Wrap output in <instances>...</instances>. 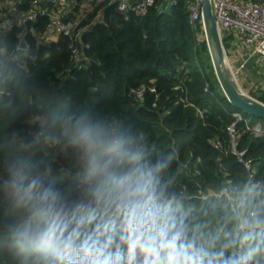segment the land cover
I'll return each instance as SVG.
<instances>
[{
  "label": "trees",
  "instance_id": "obj_1",
  "mask_svg": "<svg viewBox=\"0 0 264 264\" xmlns=\"http://www.w3.org/2000/svg\"><path fill=\"white\" fill-rule=\"evenodd\" d=\"M156 1L143 16L121 13L116 5L100 6L105 7L101 21L82 34L88 46L82 69L71 64L68 37L48 44L34 37L45 31L44 17L27 25L34 62L10 55L25 41L24 29L2 37L8 54L0 52V89L6 93L0 95V264H43L37 254L23 253L13 242L12 230L28 227L30 215L15 205L6 188L8 169L17 161L53 193L72 227L85 221L65 264L78 259L90 238L108 264H167L173 249L165 242L173 238L188 264L193 259L197 264H238L236 219L229 201L216 196L225 188L232 200L242 202L249 225L248 264H264V119L234 107L217 85L202 22L191 24L194 0H173L163 10V0ZM31 2L23 0L20 8L29 10ZM230 33L222 32L226 49ZM141 87L146 88L142 100L130 94ZM85 115L132 137L142 159L91 173L88 156L60 134L64 117ZM37 117L44 124L33 120ZM234 122L238 148L256 170L252 181L231 152L227 127ZM47 139L53 146L44 155ZM157 164L163 165L158 171ZM133 211L147 222L133 220ZM148 212L154 220L144 216Z\"/></svg>",
  "mask_w": 264,
  "mask_h": 264
},
{
  "label": "built area",
  "instance_id": "obj_2",
  "mask_svg": "<svg viewBox=\"0 0 264 264\" xmlns=\"http://www.w3.org/2000/svg\"><path fill=\"white\" fill-rule=\"evenodd\" d=\"M156 0H100V3L95 9H99L97 15L90 21V23L81 26L82 22L89 19L90 13L87 15L77 14L76 8L80 0H32L31 8L23 10L20 6L23 0H12L9 12L0 13V42L2 37L13 32L14 29H24L22 37L25 39L17 46V51L22 50L26 59L35 61V56L30 53V44L26 42V36L29 34L27 25L35 23L40 17L47 19L45 31L41 34H34V37L40 44H48L51 41V36H64L71 40V64L74 68L82 69L83 65V50L88 47L82 42V34L87 29L101 21V12L105 5H116L117 11L121 13L135 12L138 15H145L148 10L156 5ZM163 4L159 7L162 9L165 3L172 4L173 0H163ZM202 1L194 0L190 6L191 10V24L195 25L196 22L202 19ZM212 11L216 19L220 33L222 31L236 32L243 39L244 44L252 49V52L259 56L264 63V0H210ZM162 7V8H161ZM93 10V11H94ZM222 35V34H221ZM222 37V36H221ZM244 65L240 66V69ZM235 76L236 74L233 73ZM155 92L154 88L150 89ZM146 92L145 87L132 89L130 94L142 100ZM6 94L5 91L0 89V95ZM238 120L242 119L238 113L234 114ZM230 135L231 152L234 154L240 163L249 171L250 180H253L255 175V167L250 159H246V151L239 150V134L236 128V122L227 127ZM38 141H41L42 136L38 134L35 136ZM43 148L44 155L50 154V148L53 146L52 142L47 139ZM218 147L217 144H214ZM79 176V174H78ZM80 184H82L80 180ZM217 197H225L232 208L237 223L236 244H235V257L238 264H248L247 253V238L246 231L249 225L246 222L245 216L241 212V201L232 200L229 189L225 188L216 194ZM88 207H91L88 205ZM81 208V207H78ZM96 211V210H95ZM115 216V215H113ZM251 217H255V213H250ZM258 227L259 226H255ZM137 235H135L136 237ZM135 245V244H134ZM132 245L130 249L135 246ZM158 264H164L162 260Z\"/></svg>",
  "mask_w": 264,
  "mask_h": 264
},
{
  "label": "clouds",
  "instance_id": "obj_3",
  "mask_svg": "<svg viewBox=\"0 0 264 264\" xmlns=\"http://www.w3.org/2000/svg\"><path fill=\"white\" fill-rule=\"evenodd\" d=\"M60 134L88 156L91 173L106 172L114 163H136L142 159V151L136 147L132 137L111 132L86 115L80 118L64 117L60 123ZM161 167L163 165L157 164L155 170ZM8 172L7 190L15 205L27 208L30 214L28 227L12 230L14 244L23 253L37 254L43 264H65V257L73 251L80 227L85 221L81 219L72 227V221L56 207V197L30 176L26 163L14 162ZM147 176L151 183L153 171L149 170ZM130 215L133 220L147 222L143 216L138 218L135 211ZM144 216L155 219L151 212ZM33 222L35 227H32ZM176 239L165 242L166 247L173 249L167 255V264H188L186 254L179 251ZM102 255L103 249L90 238L81 245L78 259L68 260L67 264H108L106 259H100ZM191 264L197 262L193 259Z\"/></svg>",
  "mask_w": 264,
  "mask_h": 264
},
{
  "label": "water",
  "instance_id": "obj_4",
  "mask_svg": "<svg viewBox=\"0 0 264 264\" xmlns=\"http://www.w3.org/2000/svg\"><path fill=\"white\" fill-rule=\"evenodd\" d=\"M202 19L209 54L216 78L227 100L241 112L264 119V104L243 94L233 84L226 66V53L210 0H201ZM22 56L19 53L18 59Z\"/></svg>",
  "mask_w": 264,
  "mask_h": 264
},
{
  "label": "crops",
  "instance_id": "obj_5",
  "mask_svg": "<svg viewBox=\"0 0 264 264\" xmlns=\"http://www.w3.org/2000/svg\"><path fill=\"white\" fill-rule=\"evenodd\" d=\"M11 2L12 0H0V13L9 12V3ZM229 35L232 36L228 43L229 48L224 47V50L227 65L231 67V80L243 94H249L252 99L262 102L260 99L264 97V63L259 56L252 52V49L244 44L238 33L231 32ZM51 39L55 41L58 37L51 36ZM242 64L244 67L240 69ZM233 73L236 75L234 76ZM33 120L40 121L41 124L45 122L43 118L39 117Z\"/></svg>",
  "mask_w": 264,
  "mask_h": 264
},
{
  "label": "rangeland",
  "instance_id": "obj_6",
  "mask_svg": "<svg viewBox=\"0 0 264 264\" xmlns=\"http://www.w3.org/2000/svg\"><path fill=\"white\" fill-rule=\"evenodd\" d=\"M79 1V0H78ZM100 3V0H80V3H79V5H78V7L76 8V10H78V15L79 14H81V15H85V14H91L92 12H93V10H94V8L95 7H97V5ZM164 3V2H163ZM174 3V2H173ZM172 3V4H173ZM172 4H167V3H165L164 5H163V7H165V8H170L171 7V5ZM112 6V5H111ZM116 9H117V7H116ZM162 10H163V8H162ZM101 17H102V15H101ZM223 32V31H222ZM222 32H221V34H222ZM222 36V35H221ZM57 37H59V36H57ZM19 44H16V46H15V49H14V51L12 52V53H10V55L12 56V57H14V59H16V60H18V61H24L25 59H26V57L24 56V53H23V51L22 50H19V51H17V46H18ZM224 46V45H223ZM0 52L3 54V55H5V54H8L7 53V44L4 42H0ZM20 52H22V56H21V58L20 59H18V56H19V53ZM30 53H31V46H30ZM211 63H212V60H211ZM226 66H227V69H228V71H229V74H230V76H231V73H230V70H231V67L229 66V65H227V60H226ZM210 72H212V74H213V76L216 78V75H215V72H214V69H213V65H211V69H210ZM216 80H217V78H216ZM219 84V82H218V80H217V85ZM221 91L223 92V90L221 89ZM248 96H250L251 97V95H249V94H247ZM261 104H264V103H262V102H260ZM39 118H42V117H39ZM40 121H41V119H40ZM39 121V123H41Z\"/></svg>",
  "mask_w": 264,
  "mask_h": 264
}]
</instances>
